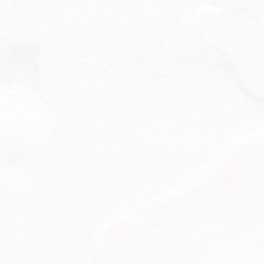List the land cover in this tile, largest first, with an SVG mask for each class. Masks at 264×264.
<instances>
[{
    "label": "snow or ice",
    "instance_id": "snow-or-ice-1",
    "mask_svg": "<svg viewBox=\"0 0 264 264\" xmlns=\"http://www.w3.org/2000/svg\"><path fill=\"white\" fill-rule=\"evenodd\" d=\"M0 264H264V0H0Z\"/></svg>",
    "mask_w": 264,
    "mask_h": 264
}]
</instances>
